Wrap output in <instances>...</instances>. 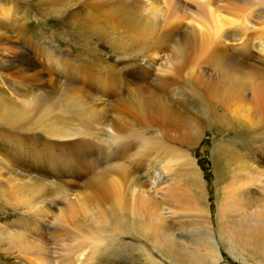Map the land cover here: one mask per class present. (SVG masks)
<instances>
[{
    "label": "bare ground",
    "instance_id": "obj_1",
    "mask_svg": "<svg viewBox=\"0 0 264 264\" xmlns=\"http://www.w3.org/2000/svg\"><path fill=\"white\" fill-rule=\"evenodd\" d=\"M221 1L206 0L194 5V0H0V137L11 145V151L25 159L28 157L23 148L39 137L43 140L42 151L34 149L36 156L31 161L43 162L57 174H63L65 166L71 163L62 162L64 157L71 156V145L86 153L87 161L80 164L86 175L99 172L101 164H117L92 179L90 186L84 183L98 198H115L108 208L113 224L121 223L128 210L118 194L123 188L118 186L123 182L119 185L118 181L126 182L137 161L155 162L165 151L186 147L180 156L187 159L193 177L197 173L200 178L191 148L202 140L207 123L214 122L215 105L240 111L249 126L264 128V34L252 20L256 5L264 10V0L242 1L243 16L232 12L235 0L228 8L222 5L225 10L221 12L222 9L214 10L215 4L220 8ZM39 11L50 20L57 16L60 28L72 24L73 28L78 27L80 35L94 33L108 44L97 46L89 55L79 52V63L66 62L60 52L37 43L39 38L30 35L36 32L32 26L40 30L41 20L36 17ZM53 28L60 33V28L52 25L47 29ZM104 46L114 47L123 58L115 63L99 58L97 50ZM139 58L148 65L135 66ZM63 71L79 73L85 87L95 91L91 108L82 90L55 76ZM187 77L194 82V91L180 87L181 80ZM104 97L115 99L113 111ZM193 105L206 117L204 121L190 111ZM71 107L79 110L78 118L84 127L73 125ZM247 135L251 137L250 131L236 129L225 136L231 143H214V166L220 168L221 158L239 163L246 155L240 157L234 142L243 146ZM82 151L73 159L79 160ZM0 163L7 165L5 159H0ZM64 176L70 177L68 173ZM113 178L117 180H110ZM138 202L142 209L149 203L147 198ZM139 209L132 214L137 212L141 219L148 215L138 212ZM256 218L247 233L230 232L226 239L229 247L234 249L235 245H244L245 239L264 237V207ZM149 220L153 219L140 220L146 223L139 224L141 230L156 232L160 237L158 247L172 264H220L212 234L203 235L199 243L205 250L202 256L201 248L193 252L178 247L176 238L165 234L163 223L158 226ZM48 248L45 246V255L58 254L60 258L59 253ZM26 256L24 264H45L39 259L30 260L29 253ZM47 261L62 262L61 258Z\"/></svg>",
    "mask_w": 264,
    "mask_h": 264
},
{
    "label": "rangeland",
    "instance_id": "obj_2",
    "mask_svg": "<svg viewBox=\"0 0 264 264\" xmlns=\"http://www.w3.org/2000/svg\"><path fill=\"white\" fill-rule=\"evenodd\" d=\"M203 1L194 0L193 4L198 5ZM242 1L248 2V0H235L236 7L233 13L241 14L245 6ZM249 1L252 2V0ZM233 3L231 0H222L220 8L218 4H215L213 8L216 11L222 9L219 11L221 12L225 10V6L228 8ZM254 9L252 20L257 25V29L259 27L264 34V10L258 5ZM40 11L36 13V17L44 23L40 22V30L31 25L32 30L35 29L36 32H31L30 35H36L35 38H39L36 39L37 43L60 52L66 62L79 63V52L89 55L98 49L97 46L108 44L106 40L94 33L80 35L78 27L73 28L72 24H65L63 28H60L57 16L50 20ZM38 20L34 19L37 24ZM50 25L60 28L61 34L56 33L54 28L53 31L50 30L51 28L47 29ZM41 31L44 32L43 35ZM97 52L99 58H105L109 63H115L116 60L123 58V55L115 53L112 46H104ZM138 65L146 67L148 63H144L143 59L139 58L135 66ZM55 76L59 81L82 90L88 107L93 106L91 97L95 91L85 87L80 80L82 75L79 73L71 75L63 71ZM181 83L182 89L188 87V90L194 91L195 84L190 77L181 80ZM103 99L108 101L113 111L115 99L113 97ZM102 107L103 105L100 104L98 109L101 110ZM191 108L190 111L194 112V116L205 120L206 117L199 114L196 105ZM70 113L72 117L70 119L74 123L72 124L84 127L81 118H78L79 110L71 107ZM213 117L214 122L210 120V123H207L208 128L205 129L200 143L191 148L200 178L196 176L197 173L196 178L193 177L192 168L186 162L187 159L180 156L184 149L187 150L186 147L181 149V146H177L174 147L177 149L165 151V154L155 162H148L147 159L143 160L144 163L142 160H139V163L137 161L130 169L131 178L127 175L131 181L128 178L126 182L118 181L119 185L123 182L118 186L123 187L118 194L128 209L126 217L121 221L122 224L120 222L113 224L109 219L108 208L114 197L98 198L93 190H87L91 184L90 181L95 180L94 178H97L96 176L103 173L109 166L113 167L117 164L108 167L101 164L102 172H90L86 175V170L80 164L83 165L88 157L80 147L71 145L73 148L71 156L62 159L64 163L66 161L71 163L65 166L63 174H57L43 162L31 161V158L36 156L34 149L42 151L43 140L38 136L37 139L29 142L32 143L31 145L23 148L28 159L17 154V151H11V145L0 137V159H5L7 162V165L0 163L2 175L0 176V264H24L27 253L33 256L30 260L39 259L45 264H49L47 260L56 261L60 258L61 264H172L159 249L157 242L160 237L156 232L141 230L139 224L144 222L140 220L146 222L147 217L153 219L149 221L158 226L163 223L165 234L173 235L178 247L193 250V252L195 250L199 252L198 249H202L199 243L203 235L205 237L208 233L212 234V239L219 249L220 264H264V237L250 239V241L245 239L244 245H235L234 249L229 247L226 241L230 237V232L247 233L248 227L254 226L253 220L258 219L257 212L261 206L264 207L262 205L264 202V178H262L264 175V128H253L241 116L240 111L217 105L214 106ZM236 129L251 133V137L247 135V138H243L245 145L241 147L238 142L233 141L234 144L237 143L235 146L240 151L238 152L240 157L246 155L241 157L244 160L242 159L239 164L231 160L227 162L221 158L220 168L215 167L212 161L215 144H223L222 142L226 141L231 143L232 141L225 136ZM80 151L83 152L80 159L74 160L73 156L78 155ZM254 166L258 170H254ZM67 173L70 177L64 176ZM84 183L87 185L89 183V186ZM141 198H147L149 202L145 209L139 206L138 201ZM95 199H98L100 203L98 204ZM138 207L141 208L138 212L148 214L143 219L137 215V212L132 214V211ZM41 242L45 244L41 245ZM45 246L52 252L59 253L60 258L58 259V254L57 256L45 255ZM200 254L204 256L205 250H200Z\"/></svg>",
    "mask_w": 264,
    "mask_h": 264
}]
</instances>
